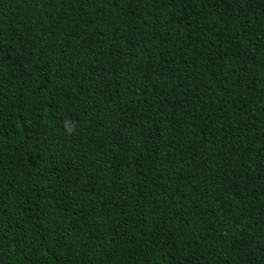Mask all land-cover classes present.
<instances>
[{
  "label": "trees",
  "instance_id": "trees-1",
  "mask_svg": "<svg viewBox=\"0 0 264 264\" xmlns=\"http://www.w3.org/2000/svg\"><path fill=\"white\" fill-rule=\"evenodd\" d=\"M0 264H264V0H0Z\"/></svg>",
  "mask_w": 264,
  "mask_h": 264
}]
</instances>
